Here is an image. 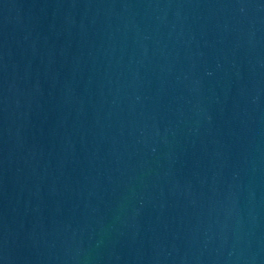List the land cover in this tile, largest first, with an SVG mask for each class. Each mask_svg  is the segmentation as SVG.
Instances as JSON below:
<instances>
[{
    "label": "water",
    "instance_id": "obj_1",
    "mask_svg": "<svg viewBox=\"0 0 264 264\" xmlns=\"http://www.w3.org/2000/svg\"><path fill=\"white\" fill-rule=\"evenodd\" d=\"M0 264H264V0H0Z\"/></svg>",
    "mask_w": 264,
    "mask_h": 264
}]
</instances>
